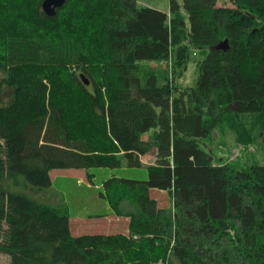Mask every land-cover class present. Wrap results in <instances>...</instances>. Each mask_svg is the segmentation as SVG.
<instances>
[{"label": "trees", "instance_id": "1", "mask_svg": "<svg viewBox=\"0 0 264 264\" xmlns=\"http://www.w3.org/2000/svg\"><path fill=\"white\" fill-rule=\"evenodd\" d=\"M42 1L0 0V252L10 264H264V162L218 163L202 147L227 128L264 152V0H181L188 22L177 0L167 12L67 0L53 17ZM194 50L205 52L195 85H179ZM151 153L147 180L102 184L126 234L73 236L68 206L37 198L53 169L140 167Z\"/></svg>", "mask_w": 264, "mask_h": 264}, {"label": "rangeland", "instance_id": "2", "mask_svg": "<svg viewBox=\"0 0 264 264\" xmlns=\"http://www.w3.org/2000/svg\"><path fill=\"white\" fill-rule=\"evenodd\" d=\"M182 6V1L177 0ZM138 6H149L167 12L170 7V0H137ZM218 6L234 8L232 0H219ZM182 11L188 22V14L182 6ZM205 57L202 50L191 52L188 68L184 75L177 80L179 85L194 86L198 71V62ZM156 66V65H154ZM4 74L0 72V81ZM6 99L9 89H4ZM158 128L146 133L142 138L148 139ZM202 147L213 153L218 163H230L236 167L245 166L251 163L264 162V152L258 145L244 148L236 142L234 134L224 128L221 132L215 130L213 134L205 139ZM153 162V157L145 156L143 165L140 167L123 166L117 169L90 168V169H53L50 171L51 185L37 198L53 205L65 204L69 209V228L73 236L84 234H126L128 223L126 218H119L110 210L108 203L100 196L102 184L112 176H120L128 179L145 181L149 177L147 166ZM92 175L90 182L88 176ZM150 196L155 199L159 207L169 208L172 206V198L169 193L163 190L152 188ZM0 264H10L8 255L0 252Z\"/></svg>", "mask_w": 264, "mask_h": 264}, {"label": "water", "instance_id": "3", "mask_svg": "<svg viewBox=\"0 0 264 264\" xmlns=\"http://www.w3.org/2000/svg\"><path fill=\"white\" fill-rule=\"evenodd\" d=\"M67 0H43L42 1V10L44 13L49 16L53 17L56 15V11L62 8L66 4ZM216 48H220L223 50L228 49V40L222 41ZM81 78L84 80L86 84H89V81L86 79L84 75H81Z\"/></svg>", "mask_w": 264, "mask_h": 264}, {"label": "crops", "instance_id": "4", "mask_svg": "<svg viewBox=\"0 0 264 264\" xmlns=\"http://www.w3.org/2000/svg\"><path fill=\"white\" fill-rule=\"evenodd\" d=\"M154 155H155V154L151 153V154H147V155L141 156L142 164H143V158H144L145 156H151V158L153 157V162L150 163V164H154V163H155V156H154ZM126 219H127V218H126ZM127 223H129V220H128V219H127Z\"/></svg>", "mask_w": 264, "mask_h": 264}, {"label": "built area", "instance_id": "5", "mask_svg": "<svg viewBox=\"0 0 264 264\" xmlns=\"http://www.w3.org/2000/svg\"><path fill=\"white\" fill-rule=\"evenodd\" d=\"M159 264H162V263H159Z\"/></svg>", "mask_w": 264, "mask_h": 264}]
</instances>
